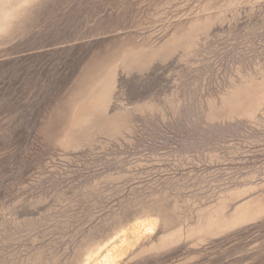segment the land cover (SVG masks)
Segmentation results:
<instances>
[{
	"label": "rangeland",
	"instance_id": "1",
	"mask_svg": "<svg viewBox=\"0 0 264 264\" xmlns=\"http://www.w3.org/2000/svg\"><path fill=\"white\" fill-rule=\"evenodd\" d=\"M0 264H264V0H0Z\"/></svg>",
	"mask_w": 264,
	"mask_h": 264
}]
</instances>
